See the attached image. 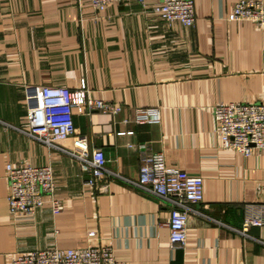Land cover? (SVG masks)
<instances>
[{
  "label": "crops",
  "instance_id": "obj_1",
  "mask_svg": "<svg viewBox=\"0 0 264 264\" xmlns=\"http://www.w3.org/2000/svg\"><path fill=\"white\" fill-rule=\"evenodd\" d=\"M160 1L113 3L96 17L88 0H0V264L86 246L90 231L122 264H264V226L244 227L264 214V152L221 148L214 118L220 102L264 103V28L228 18L237 0H194L193 26L164 21L151 10ZM83 81L90 97L121 107L73 111L108 158L106 190L85 187L77 159L28 133L27 87ZM156 105L159 123L134 121L136 107ZM153 152L204 180L186 248L170 246L169 204L133 183ZM9 161L51 164L63 209L12 215Z\"/></svg>",
  "mask_w": 264,
  "mask_h": 264
},
{
  "label": "built area",
  "instance_id": "obj_2",
  "mask_svg": "<svg viewBox=\"0 0 264 264\" xmlns=\"http://www.w3.org/2000/svg\"><path fill=\"white\" fill-rule=\"evenodd\" d=\"M96 17L113 3L126 0H88ZM144 7L147 0H137ZM151 10L167 23L180 22L193 26L196 21L194 0H161ZM228 18L247 21L264 28V3L260 0H237ZM27 98L32 102L27 111L28 133L48 145L68 154L79 162L85 173L84 185L89 189L106 190L101 184L105 178L108 158L101 147L91 145L87 135L78 130L74 108L85 106L88 111L99 110L117 114L121 107L111 101L92 98L85 81L79 86L38 85L27 87ZM218 145L234 149L246 156L255 151L264 152V103L220 102L214 107ZM136 123L155 124L161 121L160 106L135 108ZM133 145V144H132ZM144 146L140 147L143 149ZM140 176L134 185L158 197L170 206L165 224L169 228L172 248L188 245L187 219L195 207L204 201V180L199 174L188 172L167 163L162 152L143 154ZM9 182L8 204L14 216H34L38 209L49 204L54 213L64 207L56 196V176L51 164L34 165L29 162H7ZM264 226V214L252 215L244 227ZM243 233L245 231L243 230ZM96 231L89 232V242L83 247H53L17 252L10 257L11 264H122L115 258L109 243L94 242Z\"/></svg>",
  "mask_w": 264,
  "mask_h": 264
}]
</instances>
